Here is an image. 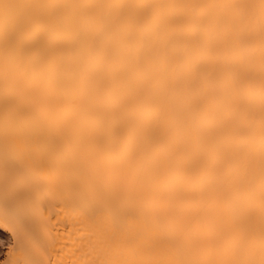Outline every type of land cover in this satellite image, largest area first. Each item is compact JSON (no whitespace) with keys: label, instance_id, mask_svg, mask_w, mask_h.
<instances>
[{"label":"bare ground","instance_id":"obj_1","mask_svg":"<svg viewBox=\"0 0 264 264\" xmlns=\"http://www.w3.org/2000/svg\"><path fill=\"white\" fill-rule=\"evenodd\" d=\"M0 236L1 264H264V0H0Z\"/></svg>","mask_w":264,"mask_h":264},{"label":"rangeland","instance_id":"obj_2","mask_svg":"<svg viewBox=\"0 0 264 264\" xmlns=\"http://www.w3.org/2000/svg\"><path fill=\"white\" fill-rule=\"evenodd\" d=\"M5 238L8 240L7 236ZM5 238H3V236H2V238H0V264L5 262V260L7 258V254L6 253H7V250L9 248L8 245L10 243V242L8 243L9 240L7 241Z\"/></svg>","mask_w":264,"mask_h":264}]
</instances>
